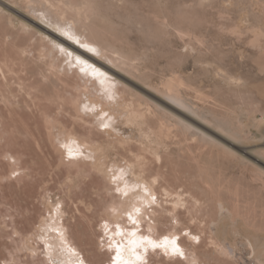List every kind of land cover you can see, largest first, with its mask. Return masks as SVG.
Here are the masks:
<instances>
[{"label":"rangeland","instance_id":"obj_1","mask_svg":"<svg viewBox=\"0 0 264 264\" xmlns=\"http://www.w3.org/2000/svg\"><path fill=\"white\" fill-rule=\"evenodd\" d=\"M5 1L3 5L13 8L20 16L26 14L42 21V16L37 19L27 11L23 0ZM94 2L101 12L98 19L96 18L97 23L107 29L108 34L105 33L107 36L110 34L108 38L110 40L115 38L116 40H113L118 42L116 44L122 47L123 51L136 57V70L132 71L135 74H130L125 68H118L102 53L84 49V45L74 39L67 37L64 39L76 48L87 50L85 52L92 55L94 60L101 59L124 73L125 80L122 79L124 83L117 81L118 87L125 89V83L131 85L134 91L139 93L138 97L142 94L140 99L145 97L154 104L158 102L157 104L164 108L167 106L166 110L174 111L195 128L192 127L188 131L173 123L174 120L170 122L165 119L166 124L170 126L169 130L172 129L169 132L171 136L161 149L162 159L158 160L149 152V148L137 141L139 131L127 123L124 117L116 119L114 127L96 126L90 123L91 117L87 116L88 119L80 120L73 107L66 106L65 109H60L58 104L47 99L44 93H52L53 76L50 75L52 77L50 80L43 79L38 72L39 66H43L42 61L30 58L25 62L24 69L18 68V73L22 76L20 79L18 76L15 77L16 75L10 78L13 89L9 90L10 92L6 89L10 87L0 74L2 90H5L0 95V119L4 123H0V264H52L47 257V244L39 237V233L44 219L50 217L49 211L54 209L51 203L54 202L57 206L60 200H62L60 206L65 210L61 222L67 226L68 238H73L76 253L79 252L78 255L81 256L80 264L84 262L115 264L116 250L110 247L111 238L102 229L103 223L108 220L115 221V218L109 217L108 209L111 208L109 202L113 200L112 194L116 195L118 192L106 191L108 189L106 187L110 184L111 188L112 184L105 178L104 172L91 166L89 158L87 163L83 164V167L88 168V170L84 168L87 171L83 172L84 174L78 171L77 173L78 169L70 167L68 163H61V153L58 152V147L47 130L43 109L58 115L63 125L75 127L78 132L88 134V138L91 136L97 140L107 138L105 133L107 128L112 129L118 136L123 135L124 138L128 136L126 146L112 149L109 159H122L124 163L126 158H132L130 149L143 153L145 163L149 160V163L148 161V164L146 163L148 176L160 174V185L188 193L186 194L188 202L177 210L173 200L170 198L171 200L165 202L166 195L160 193L161 204L164 206L160 207L159 203L148 206L147 216L142 219L143 222H140L138 229L144 235L151 234L157 241L164 240L166 236L176 237L183 255L177 254L175 259L166 256L160 247L150 248L146 254L147 258L140 264H195L188 261L193 253L198 254L200 264H246V262L260 264L256 255L253 256L255 254L253 247L246 242L250 237L256 246L259 243L258 240L255 242L257 235L262 237L264 235V174H262L264 161L256 158L259 155L264 159V121H261L264 120V0H94ZM6 19L8 17L0 22V27L14 33L19 43L30 45L40 37V34L39 36L36 34L37 37L35 35L29 39L30 35L21 29V23L17 18L13 19L14 24H9ZM32 32L34 30L30 33ZM70 50L72 51L66 47L67 52L70 53ZM32 53L30 52L31 55ZM43 69L49 73L45 67ZM171 77L184 81L181 82V86L179 85L178 92L191 110L188 111L187 108L166 99L159 92L164 89ZM26 83L28 86L39 85L40 90L39 87L29 90L25 86ZM29 91L36 94V97L34 95L30 97ZM192 110L200 117L193 114ZM161 115L152 116L150 122L153 127H159ZM254 118L259 120L257 124ZM26 125L29 126V130ZM201 131L204 136L212 138L207 136L205 138ZM233 134L235 139L232 137ZM214 138L223 145L227 144L226 146L238 154L243 153L244 159L233 155L223 145L217 144L213 141ZM248 146L249 149L253 147L254 155L242 150ZM82 148L88 152L85 146ZM6 151L21 156L17 162L12 161L6 157ZM109 159L103 161L109 162ZM17 166L23 167L22 172L13 174L11 169L12 167L18 169ZM69 171L75 172L73 176L75 175L77 182L73 185L67 181ZM19 173L21 174L18 175ZM158 191H161L159 186ZM191 196L200 201L195 204ZM154 198L158 199L157 196ZM218 201L225 202V207L233 211L231 216L225 212L223 222L217 213ZM155 207L158 208L157 212L154 211ZM199 211H202L201 214ZM176 217L180 218V223ZM122 219L124 217L119 219L121 223L128 218ZM213 220L221 222V226L227 223L224 225L225 230L222 227L219 230L224 231L225 235L229 233V237L236 240L233 239L237 242L236 248L229 245L231 256L216 251L209 226ZM149 226L157 232L152 234ZM126 228L132 229V226ZM238 229L243 232L240 233ZM177 230L179 234H175ZM193 234L197 235V242L194 241ZM262 237H258L259 241ZM26 244L36 250L30 251ZM244 244L246 247L243 248ZM62 255L58 252L54 257L55 262L69 264Z\"/></svg>","mask_w":264,"mask_h":264},{"label":"bare ground","instance_id":"obj_2","mask_svg":"<svg viewBox=\"0 0 264 264\" xmlns=\"http://www.w3.org/2000/svg\"><path fill=\"white\" fill-rule=\"evenodd\" d=\"M3 1L5 0H0V22L6 17H8V19L6 20L9 21V24H12L13 19L16 20L17 18L18 19L17 21L21 23V29L25 31L28 35H30L29 39H32V37H35L36 34L37 35L40 34V37H37L36 35L37 38L34 42H31L30 45H26L27 43H23V42L19 43L17 40L18 38L14 35V33L10 32L8 29H2L0 27V31H1L0 32V74L3 76V79L5 80L4 82L6 83V85L10 87V89L6 87L8 92H10L9 90H13L11 88L12 81L10 78L13 75H16L15 77L18 76L20 79L21 78L20 76H22L20 73H18L19 71L18 68L23 67L24 69L25 62L30 58L40 60L43 62V66H39L38 72L42 75L43 79L47 78L50 80L52 78L50 77V75L53 76V79L51 81V84L53 86L52 93L51 94L47 92L44 93L46 94L47 99H50L55 104H58L60 109H65L66 106L73 107L75 109V112H77L76 113L77 116L80 117V120L84 118L88 119V117H91L90 123H94L96 126L106 125V126L114 127L115 120L116 119L119 120V117H124V120L127 123H129L131 126H134L139 131L137 136L135 134V136L137 137V141H139L140 144L143 145L144 147L149 148L150 149L149 152H152L154 156L157 157L158 160L162 159L161 149L167 143V140L169 139L168 137L171 136L169 132H171L170 130L172 129L169 130L170 126L167 125L168 123L166 124L167 121H165V119H167L168 121L170 120V122L171 120H174V122L172 121L173 123H175L178 126L186 128L188 131H190L192 127L195 128V126H193L186 119L182 118L181 116L176 115L174 111H172L173 112L172 113L169 110H166L167 106L164 108L163 106L158 105L157 104L158 102L157 103L155 102L154 104L151 101H149V99H146L145 97L144 99H140L142 94H140L139 95L140 97H138L139 93H136L134 89L131 87V85H128V84L126 85L125 83V86H126L125 89L118 87L117 81L124 83V81L122 80V79L125 80L124 73L115 69L113 66L109 65V63L107 64L101 59L100 60L97 59L98 61L94 60V57H91L92 55L90 56V54H87L88 52L87 53L85 52L89 49H94L95 50L94 52L102 53L105 57L110 59L111 62L114 63L118 68L119 67L125 68L130 74L132 75L135 74L132 71L136 70V64H137L135 62L137 60L136 57L129 55L128 53L125 52V50L123 51L122 47L120 48L116 44L118 42H115L116 40L115 38H113L115 40L113 39L110 40L109 39L110 34L109 36L106 35V33L108 34L107 29H105L103 26L101 27L100 24L97 23L98 21L96 20V18L99 16L101 12L99 11L100 9H98L94 0H23L24 6L27 8V11L32 13L37 19L42 16L41 17L42 21L33 19L29 15L26 16V14H24V16H20L19 14L16 13L17 11L16 12L14 11L13 8L12 10L10 7L4 6ZM14 4H16V2ZM10 5L13 6V4H10ZM33 30L34 32H32L31 34L30 32ZM64 37H67V38L71 37L70 39H74L77 43L84 45L83 48L87 50H82V48H79V47L76 48V46H73V44L71 45V42L69 43L68 41H66ZM66 47L67 49L68 48L72 49V51L70 50L71 55H68L69 52L66 51ZM30 52H33L32 55L30 54ZM77 57L82 61H87L88 65H91L93 68L97 69L98 71L94 73L91 68H87V67L85 68L84 71H81V65H79L76 61ZM43 67H45V69L49 73H46ZM26 81H24V83ZM4 82H2V84ZM181 82H184V81L183 80L181 81L179 78H174V77L172 79L171 77V79L168 80V82H166L164 89L160 91L159 89L157 90L161 92L163 96L166 97V99L168 98L174 101L175 104L177 103L183 106L184 108H187V110L189 111V109L191 110V108L184 101V99H182L181 95L179 94L180 92H178V88ZM26 84L25 86L29 90L30 88L35 89L39 87V85L34 86L33 85L34 83L33 84L31 83L33 86L29 85L30 87L28 86V84L27 85ZM13 85L12 87H14ZM23 86L24 85H21V87ZM2 88L3 87L0 83V95L2 91H5V90H2ZM38 89L40 90V87ZM136 91L138 92V90ZM11 92H14V91H11ZM30 92L31 91H29L30 97L32 95L36 97V94L32 92L30 93ZM67 93H70V95H68ZM35 100L36 98L34 99V101ZM43 113H44L43 115L46 121L45 124L47 126V130L50 132V134L52 135L51 137L54 139V140L52 139V141H55L54 143L56 147H58L59 151L58 150L57 151L61 153V163H66V164L68 163L70 167L72 168L76 167L78 169L76 170V172L78 171L79 173H83L86 171L84 168H87V167H83V164L84 162L87 163L88 161L87 158H89L90 159L89 163L91 164V166L95 167L96 170L98 171L104 172L105 178L109 181V183L112 184L111 188L109 186L110 184L106 187V189L108 188L106 191L108 190L117 191V189H119V191H117L118 194L116 195L110 193L113 195V200L109 202V205L111 208L108 209V215L110 218L111 217L115 218V221L114 220H108L107 222L105 221L106 223H103V229H102L104 230L105 233H108L111 238L110 247L116 250L115 257L113 256L115 258L114 263L116 264L117 250H119L121 262H127V264H138V263L140 264L141 262H144L143 260L147 258L146 254L148 253V250H150V248L154 249L150 244H148L144 240L145 237H147L148 240H151L157 244H164V240L157 241V239L151 234L144 235L138 230L140 222H143L142 219L147 216L148 206H150L151 204L155 205L156 203H159L160 207H163L164 205L161 204L162 195L160 196V193H162L163 195H166V198L164 199V201L166 202L172 199L173 204L175 206V210H177V208L185 205L188 202V199H187L188 193L180 192L178 190L174 191V190L169 189V187L167 186L160 185L161 183L160 176H159L160 174L148 176L147 175L148 168L146 166L149 163V160H147L148 163L146 161L147 163L146 164L145 156L143 155V153L141 154L139 152H134V150L130 149L132 158H126L124 163L122 162V159H118V158L109 159L110 151H113L112 149L116 148L117 146H121V148L126 146L125 143H127L128 141L127 140L128 136L126 138L122 137L123 135L118 136L116 135V133L112 131V129L110 130L107 128L105 131V133L107 134V138L98 139V140L95 138H92V136L91 138H88L87 137L88 134L85 135V134H82L81 132H78L75 127H71V126L67 127L65 124L64 126L63 121H61L62 119H59L58 115H53L46 109H43ZM192 113L200 117V115L194 112L193 110H192ZM157 114L158 115L162 114L161 119H160V125L158 128L153 127V125L150 122L151 118H153L152 116L157 115ZM189 116L190 115H188V117ZM254 119H256V124H257L259 120L257 121V118H254ZM261 121H264V120L262 119ZM0 123H3L1 119H0ZM256 124L253 123V125H256ZM27 129L29 130V126H27ZM234 135L235 134L232 135L233 139L236 138ZM203 136H204V133H203ZM206 136L204 137L206 138ZM208 138L211 139L212 137H208ZM37 139L38 138H36V140ZM213 141H215L217 144L223 145L222 142L216 138H214ZM246 143H249V142H246ZM226 145L225 144L223 145L224 148H226L228 151L233 153V155L236 154L240 156L242 159H244L243 153H242L243 155L238 154L235 150H233L231 147H228ZM83 146H85V148L88 149V152L84 151V149L82 148ZM252 148L249 149V146H248V147L243 148L242 150L247 154L254 155L253 153L254 150H252ZM19 156L21 155L19 154L17 155L15 152L13 153L11 151H8L6 153V157H8L9 160H12L15 162L19 160ZM256 158L258 160L264 161V159H262L261 156L259 155L258 157L256 156ZM103 159H109L110 161L104 162ZM89 165H86V166H89ZM20 167L18 168L17 166L18 169L12 167L13 168L11 169V171L13 170L12 173L17 174L18 171L22 172L23 167L21 168ZM259 170H260V173L264 171V169H262V171L261 169ZM73 172L74 171H69L70 176L67 179V181L72 183V185L75 184V182H77L75 181L76 178H74L75 175L73 176L75 172L74 173ZM20 174L21 173H19L18 175ZM130 174L131 176H129ZM262 174H264V172ZM158 186L161 188L160 192L158 191ZM154 196H157L158 199L156 200ZM192 199H193L192 201H195V204H197L200 201V200L198 201V198L194 196L192 197ZM59 203L62 205V200H60ZM224 203L225 202L223 201L222 202L218 201V212L217 213H219V215L221 216L220 218L221 222H223L222 221L223 216L226 215L225 212H228L230 216L231 214L233 215V211L230 210L229 208H226ZM55 204L56 203L54 202L51 203V206L54 209L53 210L51 209L49 211L50 217L45 218L43 223L40 226L41 232L39 233V237L45 241V244H47L46 245L47 246L46 249L48 250L47 257L52 261V264H57V262H55L56 259L54 257L57 256L59 252L60 254L64 255V257L68 260L69 264H80L81 256L79 257L78 255L79 252L76 253L77 249L75 247L74 242H72L73 238L72 239L68 238L69 233L67 234L66 232L67 226H65V224L61 222V219H63L62 218L63 214H65L64 213L65 210L61 208L60 204H58L57 206H55ZM137 209L139 211H137ZM154 211L157 212L158 208L155 207ZM230 216H227L228 219L230 218ZM122 217H124V219L125 217H127L128 219L125 220V222L122 221L121 223L120 222L121 220L119 219ZM177 219H178V222L180 223V220H179L180 218L178 217ZM127 222H129L131 225L128 223L130 226L128 224L127 226L126 225ZM221 222H216L215 220H213L211 223L209 222L210 223L209 226L212 232V242H213V245H215L216 251L220 252L221 254L230 255L231 249L229 245L236 248L235 243L237 244V242H234L233 241L234 238L231 239L230 238L231 236L229 237V233L228 234L226 233L225 235L223 230H225L224 225L226 226L227 223L221 226L222 224ZM114 225L116 226L114 227ZM131 226H132V229L126 228V227H131ZM221 227L223 228L222 230L223 232L219 230L221 229ZM149 229L150 231H152V234L153 232L154 234L155 232H157L156 229H153L152 226H149ZM228 229H230V227ZM174 232H175V227H174ZM242 232L240 230V233ZM222 233H224V235H222ZM175 234H179V231L177 230ZM192 236L194 238V241L197 242L198 241L197 235L193 234ZM260 236L262 237V235ZM260 236L257 235V239H255L256 237L254 238L256 240L255 242H257V240L259 242L256 244V246L254 243H252L250 237L248 238V241L246 243L249 242L251 246L253 247V250H254L253 252H255V254L254 253L252 254H254L253 255L254 257L256 255V259L258 258V261L257 260L256 261L260 264H264V235L262 237V240L260 239L261 241H259L258 239V237ZM167 238L170 242L173 237L168 236ZM235 238H236V235H235ZM176 244H177V240H176ZM26 245H27L26 247H28L30 251L36 250V248L30 247L28 244ZM178 247H180V245ZM244 247H246V245L243 246V248ZM160 248L164 251L165 254H167L166 256L175 258L177 255V254L172 253L171 243L168 244L167 251H165L163 247H160ZM158 251H161V250H158ZM137 257H139V259H137ZM190 257L191 258H189L188 260L189 262H193L195 264L199 263L198 254L193 253L192 256ZM83 259H81V261ZM181 259L183 261L184 257ZM231 261H233V259ZM234 263H235V260H234Z\"/></svg>","mask_w":264,"mask_h":264},{"label":"snow or ice","instance_id":"obj_3","mask_svg":"<svg viewBox=\"0 0 264 264\" xmlns=\"http://www.w3.org/2000/svg\"><path fill=\"white\" fill-rule=\"evenodd\" d=\"M69 38H71V37H69ZM89 51H95V50L94 49H89ZM68 55H71V53H68ZM76 61H77V63L79 65H81V71H84L86 67L87 68H91L94 73L98 71L97 69L93 68L91 65H88L87 61H82L78 57L76 58ZM70 155H71V153H70ZM117 191H119V189H117ZM137 211H139V210L137 209ZM176 239L177 238L173 237L172 240L169 242L168 238L165 237L164 238V244H157V243H155V242H153L151 240H148L147 237L144 238V240L148 244H150L154 249L158 248V247H163L165 249V251H167V246H168L169 243H171V251H172V253L173 254L183 255L182 251L179 249L178 245L176 244ZM137 259H139V257H137ZM116 264H127V262H121L120 261L119 250H117Z\"/></svg>","mask_w":264,"mask_h":264}]
</instances>
